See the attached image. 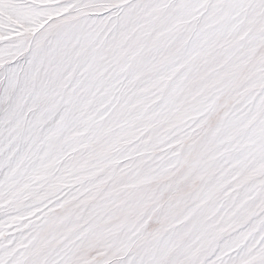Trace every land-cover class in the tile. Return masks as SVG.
<instances>
[{
  "label": "snow or ice",
  "instance_id": "6c2138e0",
  "mask_svg": "<svg viewBox=\"0 0 264 264\" xmlns=\"http://www.w3.org/2000/svg\"><path fill=\"white\" fill-rule=\"evenodd\" d=\"M0 264H264V0H0Z\"/></svg>",
  "mask_w": 264,
  "mask_h": 264
}]
</instances>
